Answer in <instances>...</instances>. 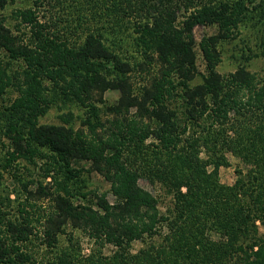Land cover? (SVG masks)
Listing matches in <instances>:
<instances>
[{
	"label": "trees",
	"instance_id": "1",
	"mask_svg": "<svg viewBox=\"0 0 264 264\" xmlns=\"http://www.w3.org/2000/svg\"><path fill=\"white\" fill-rule=\"evenodd\" d=\"M89 1L98 25H85L80 40L52 29L31 7L16 11L28 36L0 18V131L12 157L51 158L64 176L53 178L52 188L39 186L53 204L41 235L24 217L4 223L0 264H36L31 237L39 236L47 252L61 235L71 247L44 264H264L256 223L264 226V79L244 66L226 75L216 69L217 42L230 37L255 0ZM8 2L0 0V10ZM123 21L135 34L134 63L104 42V30ZM214 25L217 33L196 40V26ZM198 54L202 81L192 83ZM133 71L146 74L137 93ZM10 90L15 96L7 100ZM109 90L118 91L113 101L104 97ZM57 101L84 108L78 126L70 112L63 123H39ZM223 151L246 166V173L236 169L231 186L217 181L218 167L227 164ZM80 161L109 182L112 201L105 192L73 200L71 164ZM208 163L214 169L206 175ZM142 177L171 194L167 211L139 185ZM208 228L227 240L208 238ZM73 230L93 242L85 257L73 249ZM135 240L142 246L132 252ZM106 245L115 248L112 255L103 253Z\"/></svg>",
	"mask_w": 264,
	"mask_h": 264
},
{
	"label": "rangeland",
	"instance_id": "2",
	"mask_svg": "<svg viewBox=\"0 0 264 264\" xmlns=\"http://www.w3.org/2000/svg\"><path fill=\"white\" fill-rule=\"evenodd\" d=\"M259 1H254L248 10L247 16L236 28L231 30L230 37L217 42L216 48L219 51V61L216 64V69L222 75L234 71L239 66H244L257 77L264 79V4L259 6ZM89 4H91L89 0H9L7 5L0 10V18L14 32L20 30L18 33L22 32L28 36L29 28L25 25V21L16 16V11L31 7L36 10V14L41 21L48 23L52 29L67 33L66 36L74 40H80L85 25L90 28L98 25L96 23L98 17L90 14ZM215 33H217L216 25L196 26L194 28V35L198 42ZM103 37L105 44L115 51L121 59L128 60L131 63L139 59L131 23L123 21L117 26L104 30ZM197 64L200 74L197 75L192 83L202 81L201 74L204 71V62L201 54H198ZM130 75L134 91L137 93L139 87L143 85L146 79V74L133 71ZM14 96L15 93L10 90L5 95V99H12ZM104 97L108 101H113L118 97V91H106ZM173 101L169 100V103H174ZM69 112L72 115L71 122L74 126H78L84 117V108L72 103L62 104L60 101L52 105L39 118V123H63L61 121L62 114ZM150 141L152 140L147 142ZM13 151L10 140L0 131V232L4 231V223L6 221H21L22 217H24L33 225L34 231L41 235L43 217L51 210L53 204L51 198L45 197L43 190L39 186H44L47 189L52 188L54 186L53 178L60 180L64 176L61 167L51 158H25L17 156V154H15L16 157H12L11 153ZM222 154L227 164L218 167L217 181L220 185L231 186L238 177L236 169H241L243 173H246V166L233 153L223 151ZM201 157L207 160L210 159L209 154L205 153L204 150L201 153ZM71 165L75 168L74 174L77 178L76 188L74 189L78 195L73 198L75 202L82 200V194L79 193H86L87 196H90L94 193L103 192L112 201L113 196L109 192V182L90 169L88 162H73ZM213 169V164L208 163L205 174H211ZM138 183L157 197L158 207L161 212L167 211V208L172 206L171 194L160 183L151 184L143 177L139 179ZM256 223L259 231L264 233V226L258 220ZM67 231H71V229L68 228ZM72 232L73 249L76 248L74 245H78L79 253L84 257L87 256L91 247H94L93 242L79 230H73ZM165 233H168L166 228L163 229L162 235ZM205 235L213 241L227 240L225 234L223 235L219 231L209 228L206 229ZM157 240L165 243V240L162 241L159 236ZM27 246L34 253L37 259L36 264H44V257L50 258L53 252L58 253L60 250L61 253L62 251H67V248L71 247V242L67 240L65 235H61L55 250L46 252L39 236H32ZM141 246L142 243L140 241H133L131 243L132 252H137ZM114 249L112 245H106L102 251L109 256L112 255ZM179 260L182 259L179 257Z\"/></svg>",
	"mask_w": 264,
	"mask_h": 264
}]
</instances>
